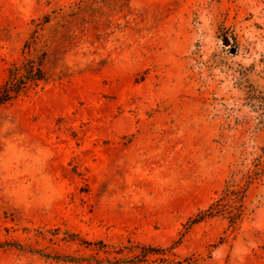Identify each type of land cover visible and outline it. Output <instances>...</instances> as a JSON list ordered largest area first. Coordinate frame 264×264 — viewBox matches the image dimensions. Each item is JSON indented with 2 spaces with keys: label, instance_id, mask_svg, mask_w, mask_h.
<instances>
[{
  "label": "rangeland",
  "instance_id": "374dc122",
  "mask_svg": "<svg viewBox=\"0 0 264 264\" xmlns=\"http://www.w3.org/2000/svg\"><path fill=\"white\" fill-rule=\"evenodd\" d=\"M45 15L63 77L0 108V264H264V173L236 228L193 223L264 163V0H0V86Z\"/></svg>",
  "mask_w": 264,
  "mask_h": 264
},
{
  "label": "trees",
  "instance_id": "16d2710c",
  "mask_svg": "<svg viewBox=\"0 0 264 264\" xmlns=\"http://www.w3.org/2000/svg\"><path fill=\"white\" fill-rule=\"evenodd\" d=\"M50 19L49 15H45L42 21L36 24L35 30L24 43L21 59L8 66L7 77L0 86V108L12 104L21 96L37 92L50 82L62 79L63 74L61 71L55 72L52 70L53 61L50 54L38 49L40 44L38 31L45 24H48ZM253 94L250 93V99L256 98ZM254 162L255 170L248 174L245 184L240 185L232 174L221 191L216 194V198L194 218L193 223L220 216L227 220L230 227L236 228L244 218L253 213L254 210H250L244 204V199L247 197L250 184L264 173L263 153L257 156ZM86 245L90 246V244ZM98 247L99 251L106 248L102 242H98ZM127 249L129 252L133 251L131 248ZM163 251L160 248L150 246L141 247V254L145 257L160 255ZM61 259L74 264H99L97 260L90 256L76 258L64 256ZM123 259L125 263L131 261L126 260L127 258Z\"/></svg>",
  "mask_w": 264,
  "mask_h": 264
}]
</instances>
